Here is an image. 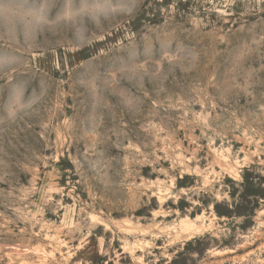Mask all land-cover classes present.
<instances>
[{"label":"rangeland","instance_id":"1","mask_svg":"<svg viewBox=\"0 0 264 264\" xmlns=\"http://www.w3.org/2000/svg\"><path fill=\"white\" fill-rule=\"evenodd\" d=\"M179 255L264 264V0H0V264Z\"/></svg>","mask_w":264,"mask_h":264},{"label":"clouds","instance_id":"2","mask_svg":"<svg viewBox=\"0 0 264 264\" xmlns=\"http://www.w3.org/2000/svg\"><path fill=\"white\" fill-rule=\"evenodd\" d=\"M19 10L22 12L26 11L23 8V5H21ZM27 14L32 19V23H34L37 26H43V25L50 23L48 19V5L47 4H45L43 7L37 10H27ZM51 23H55V21H51Z\"/></svg>","mask_w":264,"mask_h":264},{"label":"trees","instance_id":"3","mask_svg":"<svg viewBox=\"0 0 264 264\" xmlns=\"http://www.w3.org/2000/svg\"><path fill=\"white\" fill-rule=\"evenodd\" d=\"M247 180H246V182H245V186H247ZM254 194H256V193H254ZM216 211H217V213L219 214V215H224L225 213H224V210H223V208H222V206H220V205H217L216 206ZM191 246V245H190ZM171 264H188L187 263V258H186V256L185 255H179L176 259H174L172 262H171Z\"/></svg>","mask_w":264,"mask_h":264}]
</instances>
